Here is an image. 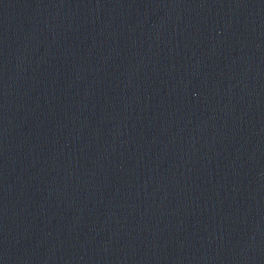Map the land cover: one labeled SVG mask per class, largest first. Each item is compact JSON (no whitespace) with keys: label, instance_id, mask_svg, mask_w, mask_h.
I'll list each match as a JSON object with an SVG mask.
<instances>
[{"label":"water","instance_id":"obj_1","mask_svg":"<svg viewBox=\"0 0 264 264\" xmlns=\"http://www.w3.org/2000/svg\"><path fill=\"white\" fill-rule=\"evenodd\" d=\"M6 264H264V0H93Z\"/></svg>","mask_w":264,"mask_h":264}]
</instances>
